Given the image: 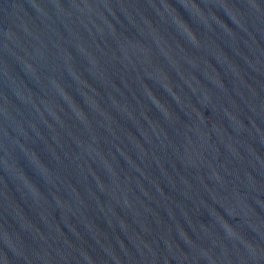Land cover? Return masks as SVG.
I'll use <instances>...</instances> for the list:
<instances>
[{
    "label": "water",
    "instance_id": "1",
    "mask_svg": "<svg viewBox=\"0 0 264 264\" xmlns=\"http://www.w3.org/2000/svg\"><path fill=\"white\" fill-rule=\"evenodd\" d=\"M0 264H264V0H0Z\"/></svg>",
    "mask_w": 264,
    "mask_h": 264
}]
</instances>
